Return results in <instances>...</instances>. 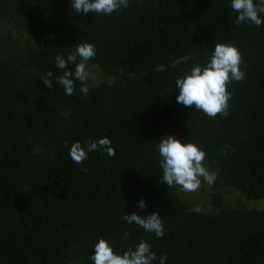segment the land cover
Here are the masks:
<instances>
[{
  "label": "trees",
  "instance_id": "trees-1",
  "mask_svg": "<svg viewBox=\"0 0 264 264\" xmlns=\"http://www.w3.org/2000/svg\"><path fill=\"white\" fill-rule=\"evenodd\" d=\"M236 16L231 0H129L111 15L76 13L71 0H0V264H94L101 238L121 254L143 239L153 264L163 254L166 264H264V208L222 196L264 199V25ZM85 41L102 79L87 97L78 81L66 95L55 57ZM217 43L237 46L247 73L228 85L230 114L209 118L177 102L175 81ZM50 70L51 88L41 80ZM167 135L206 152L217 172L208 209L162 183L157 144ZM103 137L115 156H69L73 143ZM133 212H158L164 236L122 220Z\"/></svg>",
  "mask_w": 264,
  "mask_h": 264
},
{
  "label": "clouds",
  "instance_id": "clouds-1",
  "mask_svg": "<svg viewBox=\"0 0 264 264\" xmlns=\"http://www.w3.org/2000/svg\"><path fill=\"white\" fill-rule=\"evenodd\" d=\"M129 7V0H71V9L76 13L94 12L95 14L111 15ZM231 9L237 13L236 24L245 21L257 27L264 25V0H231ZM97 54L96 46L90 42H82L76 45L75 51L66 57L57 55L55 66L62 70V74L55 77V82L61 85L66 95H73L76 90V82H80L79 91L84 97L89 94L90 79H95L88 71V62ZM209 54L205 52L204 55ZM69 65H74L69 68ZM247 64L243 61V55L239 48L230 43H217L210 58L203 64H195L190 72L178 76L175 86L179 88L176 97L178 103L203 112L209 118L226 117L230 114V99L232 93L228 85L233 82H241L246 78ZM44 84L51 88L53 72L50 70L41 77ZM114 82L109 79L111 86ZM65 116V113H61ZM111 140L107 137L98 140H89L82 144L77 141L69 150V156L76 164H82L88 159L89 153L103 150L109 157L115 156V149L111 146ZM67 146V145H66ZM159 153V166L162 169V183L167 187L179 186L184 192L198 191L202 184L213 186L217 180V172H210L205 166L206 152L192 142L182 143L172 135H167L157 144ZM34 154L40 155L41 149L34 148ZM84 173L88 168L81 169ZM160 182V181H159ZM161 183V182H160ZM140 209L146 207L143 198L138 204ZM194 211L199 212L197 206ZM123 221L127 224H135L145 232L154 233L157 239L165 234V226L158 212H153L146 217L133 212L124 215ZM130 237L125 231L124 238ZM113 244L107 239L101 238L94 246L91 260L94 264H153L157 255L151 250V245L145 240H140L134 249L129 248L122 254L115 252ZM167 255L159 258V264H166Z\"/></svg>",
  "mask_w": 264,
  "mask_h": 264
},
{
  "label": "rangeland",
  "instance_id": "rangeland-1",
  "mask_svg": "<svg viewBox=\"0 0 264 264\" xmlns=\"http://www.w3.org/2000/svg\"><path fill=\"white\" fill-rule=\"evenodd\" d=\"M88 71L91 73L92 76L95 77L94 80L90 79L88 81L89 85L95 84L97 80L102 79V74L95 68V66L88 65ZM210 190L211 187L208 186L206 183L202 184L201 188L198 191L192 193L184 192L179 186H177V193L180 195V197L184 201H186L190 207L196 208L197 206H199L200 209H208L205 200L207 199V193ZM222 196L224 198V202L231 206L244 205L246 207L257 209L264 208V199L246 201L233 191H225L222 193Z\"/></svg>",
  "mask_w": 264,
  "mask_h": 264
}]
</instances>
